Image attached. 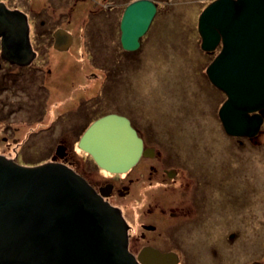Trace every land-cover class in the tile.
<instances>
[{
    "label": "flooded vegetation",
    "instance_id": "flooded-vegetation-1",
    "mask_svg": "<svg viewBox=\"0 0 264 264\" xmlns=\"http://www.w3.org/2000/svg\"><path fill=\"white\" fill-rule=\"evenodd\" d=\"M135 1L0 0V158L24 167L54 162L75 171L98 196L121 211L128 225L129 251L137 259L142 256L149 262L147 253L153 249L176 255V264H228L226 251L229 249L230 264H263L258 259L257 236H253L257 258L241 261L243 224L239 221L234 230H228L226 220L217 219V216H224V212L210 214L205 193H220L221 202L232 210L243 211L251 200L250 210L253 211L256 197H243L247 191L245 184H235L230 173L222 177V170L217 187V178L206 163L202 170V162L158 151L153 145L156 136L153 128L149 130L150 137L143 132L140 125L143 117L131 107L129 99L99 110L101 101L107 104L115 99L90 98L75 92L65 101L66 94H61L67 91L66 79L76 77V71L79 72L76 58L79 54L75 47L92 50L93 35H102L110 25L112 38L118 36L114 46L117 53L121 51L125 58L122 66H126L128 58L121 42V23L126 8ZM152 1L157 6L156 16L166 13L162 2L167 0ZM20 26H27L28 30L25 49L18 37L9 35L10 32L19 33ZM68 34L72 36L69 45ZM81 36L82 46L78 44ZM79 51L82 53V49ZM116 55L113 54L110 61L101 62L105 65L101 70H106L108 75L92 78L103 79L102 86L108 85L109 77L120 68ZM87 61V69L99 65L96 58ZM51 106H56L50 112L53 119L48 111ZM87 107L93 111L77 120L68 119L69 114L73 116ZM110 114L128 118L142 138L144 149H154L152 155H143L125 173L114 174L101 169L89 153L79 148V141L90 125ZM244 140L249 144L257 142V138ZM36 148L38 164L34 157ZM248 191L255 195L257 188L252 186ZM225 192L229 197H225ZM169 194L179 196L173 201Z\"/></svg>",
    "mask_w": 264,
    "mask_h": 264
},
{
    "label": "water",
    "instance_id": "water-1",
    "mask_svg": "<svg viewBox=\"0 0 264 264\" xmlns=\"http://www.w3.org/2000/svg\"><path fill=\"white\" fill-rule=\"evenodd\" d=\"M152 0L130 4L121 23L124 50L136 51L156 16ZM18 37L28 41L27 26ZM201 48L220 53L207 67L227 99L219 110L225 132L257 138L264 122V0H214L200 14ZM7 37V34L5 35ZM68 45L72 36L67 35ZM66 42V40H64ZM12 53V50H9ZM79 148L109 173H125L143 155L128 118L110 114L84 132ZM149 262L129 251L121 211L98 196L72 169L51 162L20 166L0 158V264H176L174 254L150 249Z\"/></svg>",
    "mask_w": 264,
    "mask_h": 264
},
{
    "label": "rangeland",
    "instance_id": "rangeland-1",
    "mask_svg": "<svg viewBox=\"0 0 264 264\" xmlns=\"http://www.w3.org/2000/svg\"><path fill=\"white\" fill-rule=\"evenodd\" d=\"M212 1L214 0L163 1L166 13L156 16L147 34L142 37L137 59L135 60L133 55L129 56L126 68L122 66L125 58L122 57L121 51L117 53L118 50L114 46L115 42L118 43V36L116 34V37L112 38L111 25L102 35H93L92 50L83 49L84 39L82 36L79 37L78 44L82 47L78 45L75 47V52L79 54L76 56L79 60L77 62L79 72L76 71V77L66 79L67 91L61 94H66L65 101L71 99L70 93L75 92H81L90 98L99 96L102 99L104 97L115 99H108L110 101L107 104L101 101L99 110L105 109L107 105L114 107L115 103L129 99L131 107L143 117V121L140 122L143 132L150 137L153 128L152 132L156 134L153 145L158 151L165 155L187 156L188 159L202 162V170L206 163L211 168V174L217 178V187L222 170V177L230 173L235 184H245L247 191L243 197L249 199L256 197L253 211L250 210L251 200L248 201V208L244 206L243 211L232 210L221 202L220 193L204 192L209 200L210 214L218 215L224 212L225 215L217 216V219H225L228 230H234L239 221L243 224L244 251L240 256L241 261L248 262L257 255L253 243V236H257L258 242L256 239L255 241L256 247L258 244V259L264 264V122L258 133L257 142L251 144L244 140L248 137L233 138L224 130L218 113L226 96L211 85L206 72L207 67L220 53L221 46L213 52H205L199 44L198 37V19ZM112 53L117 54L121 69L109 77L108 85L102 86L103 79L97 81L92 78L96 75L103 77L108 75L106 70H101L105 68L101 62L110 61ZM91 58H96L99 65L87 69V60ZM111 65L116 68L112 61ZM52 109H56V106L49 107V113ZM90 111L93 110L87 107L75 112L73 116L69 114L68 119L77 120ZM49 115L53 119L52 113ZM75 134L78 138V132L75 131ZM249 139L255 140V137ZM34 157L37 160V148ZM35 163L38 164L39 161ZM252 186L257 188L255 195L248 191ZM172 196V200L175 201L179 195ZM225 197H229L226 192ZM226 253L230 264V250L227 249Z\"/></svg>",
    "mask_w": 264,
    "mask_h": 264
},
{
    "label": "trees",
    "instance_id": "trees-1",
    "mask_svg": "<svg viewBox=\"0 0 264 264\" xmlns=\"http://www.w3.org/2000/svg\"><path fill=\"white\" fill-rule=\"evenodd\" d=\"M198 37H199V44L201 45V36L198 34ZM142 40H143V38H141V40H140V42H141V46H142ZM219 46H221V48H222V45H219ZM141 48V47H140ZM140 48L138 49V51H135V52H130V51H126L125 52V56H127V58H130L129 56H131V55H133V57H134V59L136 60L137 59V57H138V55H139V51H140ZM204 51V50H203ZM125 68H126V66H125ZM208 76V75H207ZM208 79H209V77H208ZM210 81V80H209ZM210 83H211V81H210ZM211 85L212 86H214L212 83H211ZM215 87V86H214ZM215 89L219 92V93H222V91L221 90H219L217 87H215Z\"/></svg>",
    "mask_w": 264,
    "mask_h": 264
}]
</instances>
